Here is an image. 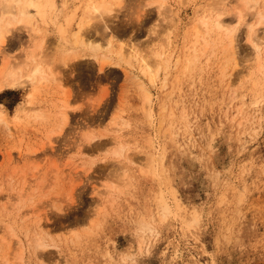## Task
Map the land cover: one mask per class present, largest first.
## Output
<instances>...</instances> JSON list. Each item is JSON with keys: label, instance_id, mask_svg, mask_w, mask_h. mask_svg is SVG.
Returning <instances> with one entry per match:
<instances>
[{"label": "rangeland", "instance_id": "1", "mask_svg": "<svg viewBox=\"0 0 264 264\" xmlns=\"http://www.w3.org/2000/svg\"><path fill=\"white\" fill-rule=\"evenodd\" d=\"M85 1L70 6L76 25ZM122 1L108 19L116 32L113 51L158 48L170 12L160 17L150 0ZM210 1L168 0L174 58L155 85L137 67L101 70L84 57L58 68V81L37 90L26 82L0 93L10 122L9 128L0 124V264H264V73L253 75L255 88L246 78L253 57L246 27L237 28V60L230 65L238 86L229 88L223 79L225 59L216 48L190 74L183 62L176 64L190 44L196 10ZM229 1L231 10L235 3ZM63 2L58 0L59 10ZM225 17L232 22V13ZM48 29L51 53L55 36L53 26ZM90 32L105 46L101 35ZM11 38L0 52V72L26 58V30ZM142 81L152 95V116ZM255 95L261 102L256 106ZM65 101L69 118L60 130ZM116 137L127 147L118 160L112 156ZM148 153L159 156L153 174ZM122 163L130 166L128 176ZM163 201L173 213L166 220L157 213ZM146 222L153 232L142 229ZM37 237L49 247L37 250Z\"/></svg>", "mask_w": 264, "mask_h": 264}, {"label": "bare ground", "instance_id": "2", "mask_svg": "<svg viewBox=\"0 0 264 264\" xmlns=\"http://www.w3.org/2000/svg\"><path fill=\"white\" fill-rule=\"evenodd\" d=\"M74 1L77 0H64L61 10H59L60 8L58 0H0V52H2V50L3 52H5V47L7 46V43L10 38L13 36L15 30H26L29 37V45L27 46L28 49L27 53L25 54V60L23 59L18 62H15V64L11 67H8V63H6L4 69H2V71L0 72V93L6 90L7 88L15 89L16 87L26 82L30 83V86H34V90H37L44 83H47L49 81L51 82L53 80L58 81V77L61 72L58 70V68H62L63 70V67H68L71 65V63H74L75 61H78L79 59L84 57L94 58V60L99 63V67L101 70H103V68L107 65H115L120 67V69L126 68V70L131 67H137L142 79H146L151 85H155L158 78L160 77L159 75L161 71L165 72V70H170H168V68L172 65L171 60L172 58H174V54L170 52V48L172 43V27L175 23L173 22L175 21L173 18L175 17L174 13L172 12L174 9H170V6L168 5V0H150V2H148V6L152 5L157 8L160 17L163 15L166 16L167 12H170V18L167 16L169 18L167 23L168 28L165 32V35L163 34L164 36H162L164 37L163 39L157 35V33H159L160 31H157L156 33V30H154L152 27L153 31L152 29L150 31H152V34H156L158 39H162V42H159L158 48H150L146 53L137 52L134 47L130 48L129 51L126 52L124 46L119 48L117 51H113L116 46L114 42L116 32L112 31L113 29L109 27L110 24L108 23L110 18L113 17L112 15L117 13L116 8L120 6V4L123 2L122 0H86L85 4L81 8L82 15L80 22L77 23V25L75 22L76 17L70 15L69 11L70 6ZM181 1L186 3V1L188 0ZM230 2L231 1L229 0H211L205 7L196 10L195 18L190 26V44L186 45L184 55L182 57L177 58L176 64L181 65L183 62L184 65L182 69L184 70V72L187 71L190 74L191 67L195 66L200 61V58L202 56L206 55L209 51H212L214 48H216V50L221 51V53L223 54L222 56H224L225 59L223 61V70L221 72L223 79L228 80V87L232 88L233 86H236V84L238 86L240 82V78L235 77L234 70L236 67L231 68L230 66L233 61L235 63L237 60L236 56L238 50L236 51V39L237 33H239L238 27L240 26L246 27L245 38L247 43H249V45L251 46L253 54V57L251 56L252 58L249 60H252V62L248 68L249 76L247 74V80L251 82L253 79V75L255 76V74L260 75L264 73V36L259 35L263 33H260L261 29L264 31V0H234L235 5L231 8V10L229 9V7H231ZM229 12L233 15L232 22L230 23L223 19ZM247 18H249V20ZM51 26H53L52 30L54 33H52L55 37L53 38L54 47L50 53L47 52V37L49 33L48 27ZM92 28L97 35L102 36L99 38L102 39L101 42L104 41L103 44H105V46H103L102 43L100 45L99 43L95 42V38H93L95 40H91L90 35L92 34L90 31L92 30ZM98 42H100V39ZM213 53H215V51ZM210 54H212V52ZM5 58L8 59L6 55ZM136 62H138V66H135ZM245 64H247V62ZM136 78L138 79V77ZM237 79L239 82L236 81ZM165 81H167L166 77ZM253 83L255 88L256 83ZM144 84L145 83H143L142 81L144 106L145 110H147L150 106L149 115H151L153 114L151 111V108H153L152 95L149 90L145 88ZM26 99L29 101L30 106L34 103L32 93H28ZM235 100L236 99L231 98L230 104ZM259 103H261L259 96L255 95L251 98V105L256 106ZM68 109L69 105L65 101L60 106V111H57L60 116V121L58 122L60 130L63 128L64 124H67L68 122ZM239 109H242V106ZM163 110L166 111V107L163 108ZM256 112H258V110H255V113ZM35 113H38L37 110H34V115H38ZM8 116L9 115L7 110L0 104V124L3 123L9 128L10 122ZM162 126L163 123L161 122L159 128L161 129ZM170 132L171 129H167V133ZM92 134L94 133H91V135ZM94 136L95 135H93V137ZM93 137H90L91 141L93 140ZM88 139L89 137L87 138V141ZM114 140L117 144V147H115V150H113L112 156H114V158L116 157L118 160L124 156L127 147L123 143V141L120 140V138L117 139L116 137L114 138ZM156 155L157 154L154 153L152 155H148V160L150 164L149 168L153 170L149 171L148 168V174H153V172L155 173L156 171L154 164L156 163L157 159H159V156ZM128 160L132 162L131 158H128ZM121 169L124 176H128L126 174V171H131L130 166L125 163L122 165ZM128 174L130 175L131 173ZM156 174L158 173L156 172ZM123 175L121 176L122 180L120 179L122 181H120L122 184L124 182L123 178H125ZM124 183L127 184V186L129 184L126 182ZM125 184H123V186ZM115 187L117 188V186H114V188ZM109 189H113V187ZM96 194L98 193L96 192ZM164 199H161L160 201L162 202V200ZM160 205L161 206H159L160 208L158 209L159 211L157 212L158 216L160 219L166 220V218L173 214L171 206L166 202ZM42 228L44 227L41 226V228L39 229ZM142 229H147L149 232L154 231L153 226H151V224L147 222L142 224ZM34 244L37 250H44L49 247V245L46 244L44 237L35 238Z\"/></svg>", "mask_w": 264, "mask_h": 264}]
</instances>
